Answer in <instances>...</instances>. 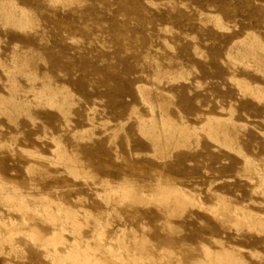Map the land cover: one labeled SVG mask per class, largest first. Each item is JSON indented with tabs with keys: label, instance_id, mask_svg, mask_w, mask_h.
<instances>
[{
	"label": "rangeland",
	"instance_id": "374dc122",
	"mask_svg": "<svg viewBox=\"0 0 264 264\" xmlns=\"http://www.w3.org/2000/svg\"><path fill=\"white\" fill-rule=\"evenodd\" d=\"M8 1L29 22L13 25L2 12L8 5H0V221L12 220L11 231L20 232L11 244L0 243V264H55L47 255L52 247L23 232L34 227L47 236L69 215L76 216L63 223L61 254L76 240L105 264H119L108 245L124 247L143 264H207L205 246L212 254L237 255L236 264H264V231L235 220L242 211L264 220L257 177L264 176V102L240 88L264 92V54L243 59L252 39L264 44V0ZM47 90L63 105L49 106ZM163 115L187 127V138L166 141L158 127ZM151 119L158 148L139 130ZM207 119L226 127L235 151L203 132ZM121 186L136 191L130 196L137 200L108 195ZM174 188L189 203L180 195L172 203L159 198L162 189ZM14 190L30 212L5 202ZM39 196L49 198L52 217L43 214ZM95 230L103 232L99 242ZM9 231L0 226L1 236ZM115 239L124 244L117 247ZM136 240L141 245L131 243ZM162 249L171 253L160 261Z\"/></svg>",
	"mask_w": 264,
	"mask_h": 264
},
{
	"label": "bare ground",
	"instance_id": "6f19581e",
	"mask_svg": "<svg viewBox=\"0 0 264 264\" xmlns=\"http://www.w3.org/2000/svg\"><path fill=\"white\" fill-rule=\"evenodd\" d=\"M7 1L8 0H0V5H3V4H6V5H8V7L7 6H5V7H7V8H3V10H2V7H0V9L2 10V12L4 11V17H5V19L7 20V21H9L10 23H12L13 25H16L17 27H19V28H25L26 26H27V23L29 22L28 20V18L26 17V12L24 11V10H20V9H22V8H20L19 9V7H17L15 4L16 3H11L10 1H8V3H7ZM70 1V0H69ZM6 2V3H5ZM15 2V1H14ZM55 3V2H54ZM57 3V2H56ZM55 5V4H54ZM57 5V4H56ZM1 12V11H0ZM17 15H16V14ZM26 13V14H25ZM6 21V22H7ZM31 21V20H30ZM8 22V23H9ZM30 24V23H29ZM219 24V23H218ZM29 28V27H28ZM20 29V30H21ZM257 39H259V38H257ZM256 39V40H257ZM255 39H252V41L245 47V50L243 51V53H244V56H243V59H248V58H250V59H255V60H257L256 59V56H257V54H259V55H262V54H264V44H262V43H260V42H258V41H256ZM243 47H244V44H243ZM243 59H242V61H243ZM257 61H259V60H257ZM257 61L255 62V64H257ZM261 61H259V64L261 65V64H264V61L262 62V63H260ZM258 65V64H257ZM16 67V66H15ZM261 67H262V65H261ZM264 67V66H263ZM260 69V68H259ZM247 85V84H246ZM246 85H244V86H242V87H240V88H242V89H244L245 91H247L249 94L248 95H250L253 99H255V100H257V101H260V102H264V92L263 91H261L260 89L258 90V89H256V88H254V89H256V90H253V89H251V88H249L248 86H246ZM15 88V87H14ZM44 88H46V87H44ZM47 88H48V86H47ZM141 89V88H140ZM12 90H18V89H12ZM48 91V93H49V90H47ZM146 92V91H145ZM15 93H17V92H15ZM19 93V92H18ZM46 92H44V96L45 95H47V94H45ZM39 95H41V93L39 94ZM143 95V94H142ZM38 96V95H37ZM36 96V97H37ZM43 95H41V97H42ZM43 96V97H44ZM144 96V95H143ZM249 96V97H250ZM40 97V98H41ZM58 98L59 97H57V94H50L49 93V95H47L46 96V98H45V101H46V103L49 105V106H62L63 105V102H58L59 100H58ZM150 107V106H149ZM152 107V106H151ZM150 107V108H151ZM63 109V108H62ZM152 109V108H151ZM61 111V110H60ZM160 111H162V110H160ZM161 118V120H162V122L160 123V125L161 126H158V127H160V133H164L165 135H167V136H169L168 138H166V141H168V139H171V140H177L176 138H183V139H186L187 138V136H188V134H189V131H188V129H187V127H185V126H173V125H171L169 122H167L168 120L164 117V115L163 116H161L160 117ZM153 119H151V121H152ZM149 121V120H148ZM147 122V121H144V122H139L140 124H139V130H140V133L144 136V138H146V139H148L153 145H158L159 144V138H160V135L157 133V128H156V125H155V123H153V121L152 122ZM212 121H214V122H216V126H213V124H212ZM145 122H147V123H145ZM222 124H221V122L220 121H218V120H213V119H207V121H206V124H205V126H207V128L206 129H204V130H206V131H203L205 134H207L208 135V137H211L216 143H220L221 144V146L223 145L227 150H229V151H231V150H233V149H235V147H233L234 146V144H235V142L229 137V135H228V131H227V129H226V127L225 126H221ZM227 126V125H226ZM228 128V127H227ZM231 129V128H230ZM233 129H234V126H233ZM159 137V138H158ZM220 137H222V140H219V138ZM56 143V142H55ZM59 145V144H58ZM58 145H56V148H57V150H60V147L58 146ZM236 145V144H235ZM56 152V151H55ZM58 153V152H57ZM60 154H62V153H60ZM32 155V154H31ZM36 155V154H35ZM57 155V154H56ZM64 155V154H63ZM63 155H61L58 159H60L61 160V162H63V160L65 159V157H64V159H63ZM59 156V155H58ZM57 156V157H58ZM32 159V158H31ZM57 159V158H56ZM64 161H66V160H64ZM61 162H59L58 161V163H60L61 164ZM68 162H70L69 160H68ZM68 162H64V164H68ZM71 163V162H70ZM68 164L69 165V167L71 166V164ZM248 163V162H247ZM66 167H67V165H65ZM65 166H64V168H65ZM73 166V165H72ZM71 169V168H70ZM69 169V170H70ZM67 170V169H66ZM72 171L74 170V169H71ZM264 170V169H263ZM86 176V175H85ZM257 177L259 178V181H260V183H261V185L263 186V194H264V176H261L260 174H258L257 175ZM76 178V177H75ZM158 186V185H157ZM261 186V187H262ZM159 187V186H158ZM129 188V187H128ZM132 188V187H131ZM1 190H3V189H1ZM109 190H111V193H106V194H108V195H110V194H112V196H119L120 197V199H122V201L123 200H129V201H132V200H130L129 198H132L131 196L132 195H136L137 194V192L136 191H132V190H128L127 188H125V187H122L121 186V188H116V189H109ZM163 190V192H161V194L159 195V198L162 200V201H165L166 203L167 202H169L170 200V198L172 197L173 198V196H174V199H176L175 198V195L177 196V195H180L181 196V199H183V201H184V198H186L187 196H185L184 194H182L179 190L178 191H176V190H169V189H167L166 191H164V189H162ZM162 190H160V191H162ZM131 191L132 192H134V193H136V194H132L131 195ZM143 191V190H142ZM14 192V194L13 195H11V194H9L8 196H7V193H6V195H3V198L5 199V202L6 201H8V203L9 202H14V201H16V203H18L17 204V206L19 207V210H21L20 212H22V211H26V212H28L29 210H28V208H27V206H26V203H25V198H24V196H21V194L20 195H18L17 193L18 192H16V190H14L13 191ZM12 192V193H13ZM20 193V192H19ZM140 193H142V192H140ZM258 193V192H257ZM107 195V196H108ZM131 195V196H130ZM141 195V194H140ZM137 196V195H136ZM142 196V195H141ZM145 196V195H144ZM183 196V197H182ZM40 197V196H39ZM143 197V196H142ZM142 197H141V199H142ZM155 197V196H154ZM178 197V196H177ZM32 198V197H31ZM134 199H135V197H133ZM132 198V199H133ZM139 198H140V196H139ZM138 198V199H139ZM42 199L43 200H45L43 203H45L46 201H48L49 200V198H48V200H47V197H45V196H42ZM133 199V200H134ZM152 199V198H151ZM156 199L157 200H160V199H158L157 197H156ZM173 199V200H174ZM178 199V198H177ZM37 200H41V197H40V199L38 198ZM43 200H41V201H43ZM119 200V199H118ZM135 200H137V199H135ZM143 200V199H142ZM160 200V201H161ZM1 201V200H0ZM4 200H2V202H3ZM50 201H52V200H50ZM121 201V200H120ZM128 201V202H129ZM146 201V200H145ZM148 201H150V200H148ZM152 201H153V199H152ZM176 201V200H175ZM182 201V202H183ZM189 201H190V199H189ZM49 202V201H48ZM48 202H46L45 204H42V202L40 203V204H42V206H40L42 209V211H43V214L45 213L47 216H49V217H52V216H50V206L52 205L51 203L53 202H50V206L47 204ZM156 202V201H155ZM158 202V201H157ZM171 203H172V201H170ZM174 202V201H173ZM186 202H188V197H187V200H186ZM54 203V202H53ZM118 203H120L119 201H118ZM123 203V202H122ZM159 203V202H158ZM162 203V202H161ZM160 203V204H161ZM171 203H169V204H171ZM176 203V202H175ZM175 203H173L174 204V206L175 205H177V204H175ZM189 203V202H188ZM39 204V205H40ZM58 204V203H57ZM59 204H60V202H59ZM124 204V203H123ZM157 204V203H156ZM190 204H192V203H190ZM189 204V205H190ZM3 205H5L4 203H3ZM15 205V204H14ZM148 205V204H147ZM159 205V204H158ZM179 205V204H178ZM198 205V204H197ZM196 205V206H197ZM54 207L55 206H57L56 204L55 205H53ZM116 206V205H115ZM170 206V205H169ZM172 206V205H171ZM195 206V207H196ZM9 207H10V205H9ZM37 206H35V208H36ZM39 207V206H38ZM37 207V208H38ZM58 207H61V205H58L57 206V208H56V210L58 209ZM199 207V206H198ZM35 208H33L34 210H36ZM62 208V207H61ZM173 208V207H172ZM192 208V207H191ZM221 208V207H220ZM30 209H32V208H30ZM40 208H38V210H39ZM170 209V208H169ZM224 209H225V207H224ZM15 210V209H14ZM19 210L17 211V208H16V213H18V215H19ZM54 210H55V208H54ZM61 210V209H60ZM60 210H58V212L60 211ZM179 210V209H178ZM180 210H183V209H180ZM6 211H8V210H6ZM10 211V210H9ZM9 211H8V213H9ZM31 211V210H30ZM29 211V212H30ZM41 211V212H42ZM50 211V212H49ZM173 211V210H172ZM175 211H177V210H175ZM174 211V212H175ZM32 212H35V211H33L32 210ZM39 212V211H38ZM37 211L35 212V214L36 213H38ZM82 212V211H81ZM86 212V211H85ZM55 213H56V211H55ZM64 213V212H63ZM15 214V213H14ZM25 213H23V215H24ZM57 214V213H56ZM56 214H54L53 213V215H55V216H57V217H59V214H60V212L56 215ZM62 214V213H61ZM68 214H70V213H68ZM67 214V215H68ZM72 214V213H71ZM86 214L87 213H85L84 214V216L86 217ZM89 214V213H88ZM233 214H235V213H233ZM21 215V214H20ZM31 215L33 216L34 214H32L31 213ZM64 215H66L65 213H64ZM74 215V214H73ZM223 215V214H222ZM38 216H39V214H38ZM76 216V215H75ZM75 216H68V217H72V218H74ZM78 216V215H77ZM88 216V215H87ZM91 216V215H90ZM170 216H172V212L170 213ZM232 216V215H231ZM21 217V216H20ZM34 217V216H33ZM36 218H37V216H35ZM34 217V218H35ZM39 217H42V216H39ZM65 217V216H64ZM68 217H67V219L66 220H68ZM223 217V216H222ZM32 218V217H31ZM33 218V219H34ZM46 219H48L47 217H45ZM60 218V217H59ZM225 218V217H224ZM261 218V217H260ZM52 219V218H51ZM50 219V220H51ZM75 219V218H74ZM74 219H71V220H74ZM86 219V218H85ZM95 219V218H94ZM32 220V219H31ZM30 220V221H31ZM40 220V219H39ZM60 220H62V219H60ZM59 220V221H60ZM66 220H62V221H64V222H62V224H60V223H58L59 225H60V229H58V230H54V227H50V228H53V231H52V233L50 234V235H47V236H42V234L36 229V228H34V227H31V228H29V230L27 229V231H25V232H23V234H26L27 235V237L29 236V238H31V239H33V240H37L36 242L37 243H41L42 244V247L44 248V249H46V248H48L49 249V247L51 246L52 247V250L51 251H47V255L48 256H50V258H52V260H54V263L56 264V262L55 261H57V263L58 262H60V263H62V264H65L67 261L68 262H70V264H105V263H102V262H100L99 260H96L95 258H94V255L95 254H93V253H91L90 254V250H91V248H89V246L88 247H85V248H81L80 246H82V244H79V242L78 241H76V240H74L70 245H68L67 243H65V244H67L69 247L66 249V252H65V254H61L59 251H58V249H57V245L58 244H61V243H63L64 244V242H66V241H64L63 242V237H62V233L61 232H64V224L63 223H65V221ZM96 220V219H95ZM235 220H237V222L238 223H243V224H245V225H247L248 227V229H251V230H254V231H256V232H258V233H261V232H263L264 231V220H262V219H257L255 216H253L252 214H245L243 211H242V214H237V215H235ZM42 221V220H41ZM46 221H48V220H45V222ZM52 221V223H53V225H55L56 223H55V220H51ZM51 221H49V222H51ZM54 221V222H53ZM56 221H58V220H56ZM75 221V222H74ZM74 221H70V219H69V222L71 223V225L73 224V225H75L76 224V220H74ZM8 222V221H7ZM32 222V221H31ZM44 222V223H45ZM49 222H46V223H48L47 225H49ZM68 221H67V223H69ZM97 222V221H96ZM96 222H94V224L96 223ZM226 222V221H225ZM236 222V223H237ZM30 223V222H29ZM51 223V224H52ZM55 223V224H54ZM98 223V222H97ZM229 223V222H228ZM15 224L16 223H13V221L12 220H9V222L8 223H6V221L5 222H1L0 221V226H3L4 227V229L5 228H8L10 231L3 237V236H1V234H0V243H2V242H8L9 244H11L12 243V241H13V236L14 235H16V233H20V232H16V233H14V232H12L11 231V228H13V227H15ZM235 224V223H234ZM26 225H28V221H27V218H25L24 216L21 218V226L23 227V226H26ZM67 225V224H66ZM77 225V224H76ZM75 225V226H76ZM98 225V224H97ZM96 225V226H97ZM107 225V224H106ZM20 226V224H19V226L18 227H21ZM50 226H52V225H50ZM74 226V227H75ZM80 228V230H82V228H81V226H82V224H81V226H80V224L78 225ZM241 226V225H240ZM77 227V226H76ZM75 227V228H76ZM108 227V225L105 227L104 226V228H107ZM231 227H233V226H231ZM237 227H238V225H237ZM236 227V228H237ZM242 227H243V225H242ZM16 228V227H15ZM27 228H28V226H27ZM56 228V227H55ZM66 228V227H65ZM67 228H70V226L69 227H67ZM73 228V227H72ZM74 228V229H75ZM78 228V227H77ZM75 229V230H78V229ZM86 228V227H85ZM100 228V227H99ZM103 228V227H102ZM109 228V227H108ZM167 228V227H166ZM234 228V227H233ZM84 229V228H83ZM95 229H97V227H95ZM238 229H239V227H238ZM14 230V229H13ZM67 230V229H66ZM104 230V229H103ZM102 230V231H103ZM250 230V231H251ZM96 231V230H95ZM98 231V230H97ZM97 231L96 232H93V233H95V236L94 237H96V238H94V241H95V239L97 240V237L99 238H101L102 237V234H103V232H101V230H100V234L98 235L97 234ZM69 232H71V233H73V229H71V231H69ZM75 232V236L77 237L78 236V238L80 237V235H78V233L79 232H76V231H74ZM253 232V231H252ZM22 234V233H21ZM63 234H65V232L63 233ZM123 235H124V233H122ZM25 235V236H26ZM67 235H71V234H67ZM74 234H72V236H73ZM263 235V234H262ZM132 236H133V232H132ZM264 236V235H263ZM121 237V236H120ZM135 237V236H134ZM134 237H132V240L133 239H135ZM81 238V237H80ZM79 238V239H80ZM105 238V237H104ZM124 238V237H123ZM31 239H29V240H31ZM102 240H103V238L101 239V241L100 242H102ZM105 240V239H104ZM123 240V239H122ZM122 240H120V239H115V240H113V242L116 244V246L118 247V244H124V243H122ZM93 241V242H94ZM112 240H109L108 241V243H110ZM124 241V240H123ZM135 241V240H134ZM84 242H86L87 243V240L86 241H84ZM96 242H99V240H97ZM139 242H141V241H139ZM145 242H147V241H144V244H145ZM80 243H82V242H80ZM89 243V242H88ZM131 243H137L138 244V246L139 245H141V244H139L138 243V241L136 240V242H131ZM8 244V245H9ZM62 244V245H63ZM97 244V243H96ZM99 244H104V243H99ZM111 244H113V243H111ZM142 244H143V241H142ZM85 245V244H84ZM134 245V244H133ZM136 245V244H135ZM219 245V247H221L220 246V244H218ZM47 246V247H46ZM49 246V247H48ZM87 246V245H86ZM100 246H102V245H100ZM145 246H146V244H145ZM41 247V245H40V248H42ZM50 247V248H51ZM107 247V250H109V252L111 253H108V254H110V256L112 257H110L109 255V257H110V259H114L115 258V260L116 261H118L119 262V264H143V259L141 258V257H138V256H129V254H128V251L127 250H125L124 249V247L122 248V249H119V250H121V251H119V250H117V251H114V249L113 248H111L109 245L108 246H106ZM151 247V246H150ZM12 249L14 248V249H16V247L15 246H13V247H11ZM62 248H63V246H62ZM105 248V247H104ZM152 248V247H151ZM118 249V248H117ZM136 249V248H135ZM138 249H140V247H138ZM142 249V248H141ZM140 249V250H141ZM201 249H202V251H203V256L205 257L204 259H205V261H206V263L207 264H227V262H229L228 264H236V261H235V259H233V258H235V257H233L232 258V256H230V253L229 252H227V251H224L223 250V248H222V252H220V253H218V254H215V255H212V253H210L209 252V249H207V248H205V246H204V248H203V246L201 247ZM65 250V249H64ZM116 250V249H115ZM122 250H124V252H126V254H127V257L126 258H124L123 256H122V253L121 252H123ZM139 250V251H140ZM143 250V249H142ZM141 250V251H142ZM96 251H98V250H96ZM12 252V251H11ZM94 252V251H93ZM105 252H106V250H105ZM143 252V251H142ZM161 252H162V255H161V257L159 258L160 259V261L162 260V257L164 258V254L165 253H171V252H168L167 250H165V249H162L161 250ZM160 252V253H161ZM107 253V252H106ZM135 253V252H134ZM160 253H159V255H160ZM233 253V252H232ZM238 253V252H237ZM234 255H235V253H233ZM142 255V254H141ZM48 256H47V258H48ZM166 256V255H165ZM171 256V255H170ZM148 258H149V261H150V259H151V257H148L147 256V259L146 260H148ZM153 258V257H152ZM176 258V257H175ZM237 258V261H238V257H236ZM168 259V258H167ZM179 259V258H178ZM241 259V258H240ZM151 260H153V259H151ZM163 260H165V259H163ZM114 261V260H113ZM159 261V260H158ZM157 261V262H158ZM171 261V260H170ZM231 261H235V262H231ZM241 261H243V259L241 260ZM117 262V263H118ZM146 262H148V261H146ZM153 262V261H152ZM168 262V261H167ZM166 262V263H167ZM180 262V261H179ZM52 263V262H51ZM59 263V264H60ZM113 263H116V262H113ZM201 263V262H200ZM199 263V264H200ZM241 263V262H240ZM243 263V262H242ZM149 264V263H148ZM151 264H154V263H151ZM158 264H159V262H158ZM179 264V263H178ZM203 264V263H202ZM239 264V263H238ZM245 264V263H244Z\"/></svg>",
	"mask_w": 264,
	"mask_h": 264
},
{
	"label": "crops",
	"instance_id": "0c3cea01",
	"mask_svg": "<svg viewBox=\"0 0 264 264\" xmlns=\"http://www.w3.org/2000/svg\"><path fill=\"white\" fill-rule=\"evenodd\" d=\"M158 134H159V133H158ZM159 135H160V134H159ZM158 138H159V137H158ZM160 138H161V136H160ZM160 138H159V139H160ZM159 142H160V140H159ZM219 144H220V143H219ZM152 145H153V144H152ZM220 145H221V144H220ZM153 147H154V148H158V147H160V143H159L158 145H157V144H156V145H153ZM222 147H224V146L222 145ZM224 148H225V147H224ZM225 149H226V148H225ZM226 150H227V149H226ZM228 151H229V150H228ZM233 151H235V149L231 150L230 152H233ZM73 171H76V170H73ZM169 190H176V191H178L179 189H175V188H174V189H169ZM179 191H180L182 194H184L183 191H181V190H179ZM160 194H161V193H160ZM160 194H159V195H160ZM159 195H158V196H159ZM184 195H185V194H184ZM185 196H186V195H185ZM244 213H245V214H250V213H246V212H244ZM51 233H52V232H51ZM51 233H50V234H51ZM50 234H49V235H50ZM209 252L211 253L210 250H209ZM215 254H216V253H215ZM215 254H212V255H215ZM217 254H218V253H217ZM95 259H96V260H99L98 258H95ZM99 261L102 262V263H104V262L101 261V260H99Z\"/></svg>",
	"mask_w": 264,
	"mask_h": 264
}]
</instances>
